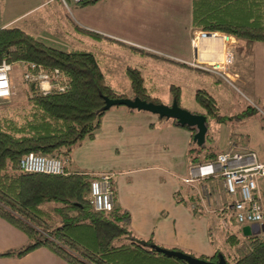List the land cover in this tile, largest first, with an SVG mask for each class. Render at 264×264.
Wrapping results in <instances>:
<instances>
[{
	"label": "crops",
	"instance_id": "obj_1",
	"mask_svg": "<svg viewBox=\"0 0 264 264\" xmlns=\"http://www.w3.org/2000/svg\"><path fill=\"white\" fill-rule=\"evenodd\" d=\"M186 3L188 11L190 0ZM68 4L78 3L63 4L60 0H0V27L20 28L29 37L54 48L91 50L104 80L127 97L132 96L131 91L126 93L127 88L130 90L128 80L127 88L110 83L120 80L118 75L126 77V63L122 64L119 61L121 58L134 60L138 64L130 66L138 69L142 84L151 97L160 100L157 95V75L172 71L188 84L192 77L208 76L210 89H207L205 82L200 88L214 96L219 108L221 102L228 101L227 92L221 83L225 80H219L211 76L213 74L191 64L195 57L192 47L195 36L197 60L210 63L222 60L223 40L218 34H198L199 30L193 29L191 23L187 22L189 37L186 51L176 53L160 49L162 52H157L141 41L149 35L160 34L156 27H149L148 12L143 13L144 10L153 8L149 0L88 1L83 3V18L75 10H69ZM169 10L171 11L170 8H165L167 15L178 17L174 10L170 15ZM93 34L97 36L93 37ZM231 50L234 55L233 62L229 64L231 71L238 74L237 81L248 91V96L262 102L263 111L260 116L248 113L235 122L230 119L222 123L209 120L210 141L206 144L216 153L228 149H252L264 161V43L236 39ZM142 51L148 53L142 54ZM97 54L100 55L101 63ZM240 54L244 58L245 71L242 66L236 65ZM162 63L178 65L181 71L168 69ZM140 68L156 77L144 79ZM180 87L179 101L183 98V93L189 90L188 93H192L196 103L192 111L198 110L194 96L198 88ZM240 111H234V114H239ZM211 122L213 126H210ZM190 147L191 131L188 127L178 125L170 118L162 119L149 111L119 105L110 106L102 113L92 136L72 147L69 159L77 170L89 174L111 173L113 203L128 212V229L132 235L150 239L156 246L165 249L205 256H212L218 249L232 257L236 255V249L244 242L246 235L252 233L250 224L238 223L229 211L225 212V207L222 208V202L217 196L210 209L201 206L197 214L189 210L192 203L187 202L186 195L192 192L189 186L185 189L182 178L188 175L191 165L188 152ZM210 181L217 190L220 180L214 178L208 182ZM258 185L264 205V177L258 179ZM194 194L196 195L195 192ZM260 223L264 227V208ZM260 232L264 233V228L258 233ZM227 234H234L239 240L238 245L229 244L226 241ZM25 241L26 236L21 230L0 217V252L17 248ZM0 264L68 263L44 247H35L20 256H0Z\"/></svg>",
	"mask_w": 264,
	"mask_h": 264
},
{
	"label": "trees",
	"instance_id": "obj_2",
	"mask_svg": "<svg viewBox=\"0 0 264 264\" xmlns=\"http://www.w3.org/2000/svg\"><path fill=\"white\" fill-rule=\"evenodd\" d=\"M88 1L92 0L77 3ZM190 23L195 30L224 32L238 40L264 43V0H190ZM0 60L19 67L24 95L19 119L0 112V217L26 236L25 243L0 252V256H20L35 247H44L68 264H187L157 249L152 240L132 235L128 212L114 203L107 211L93 210L88 190L93 175L71 164L72 147L92 136L107 109L102 108V97L126 96L104 80L94 52L54 48L29 37L20 28L2 26ZM53 69L57 71L55 76ZM25 70L47 73L51 87L41 93L36 81L22 77ZM124 72L132 95L161 102L147 93L137 68L126 65ZM169 90L172 99L180 104L179 86L170 84ZM194 96L199 109L193 112L204 114L207 122L230 119L205 89H196ZM250 111L247 107L234 117L238 119ZM190 131L191 164L213 159L218 152L206 144L209 132L204 145L198 146L192 141L193 129ZM29 151L64 159L65 173L21 170L18 160ZM209 180L204 182L212 191L215 185ZM186 196L187 202L194 204L189 210L199 213L196 195ZM226 241L231 245L239 243L234 234H227ZM239 245L232 257L218 249L212 256L191 255L215 260L221 253L227 264H264V233H249Z\"/></svg>",
	"mask_w": 264,
	"mask_h": 264
},
{
	"label": "built area",
	"instance_id": "obj_3",
	"mask_svg": "<svg viewBox=\"0 0 264 264\" xmlns=\"http://www.w3.org/2000/svg\"><path fill=\"white\" fill-rule=\"evenodd\" d=\"M63 4L66 2L77 3L82 0H60ZM198 34L219 35L223 39L222 52L223 60L217 62H207L197 60V44L195 36L193 48L195 57L192 65L205 71L217 72L227 83L233 85L238 80V74L228 70L229 64L233 62L234 55L231 46L236 38L231 34L218 31L199 30ZM29 68L33 67L30 63ZM11 64L5 60H0V98H8L11 94V85L9 72ZM54 76L56 69L51 72ZM24 79L36 81L41 93L46 92L50 87L49 76L39 70H25L22 74ZM65 160L54 157L35 154L31 151L23 154L18 160V166L21 170L27 172H41L49 174H63ZM89 180V202L95 211H107L112 207L113 196L111 190V173L98 172L93 173ZM264 177V161L260 160L257 153L252 149L238 151L233 149L218 152L213 159L191 164L188 175L182 178L184 183L193 186L196 189V197L201 206L210 207V197L213 191H210L204 180L219 179L221 189L226 199L221 201L225 212L229 211L231 216L238 223L261 222L263 217V208L261 193L258 185V179ZM194 204H192L193 206ZM210 209V208H209ZM221 211V209H220Z\"/></svg>",
	"mask_w": 264,
	"mask_h": 264
},
{
	"label": "rangeland",
	"instance_id": "obj_4",
	"mask_svg": "<svg viewBox=\"0 0 264 264\" xmlns=\"http://www.w3.org/2000/svg\"><path fill=\"white\" fill-rule=\"evenodd\" d=\"M186 2L187 0H149V3L152 4L151 6H153V8L149 11L144 10L143 13L148 12L149 16H147V18L149 21V27H156L160 31V34L155 35V36L149 35V37L144 38L141 41L151 46L157 52H162L160 49H168L169 51L172 50L173 52H176V53H181V52L186 51L187 40L189 37L188 29L186 26H187V22H190V9H188L187 11ZM67 6L69 10L71 11L75 10V13L80 15L82 18L85 16L84 4L83 5L79 3L78 4H68ZM165 8L171 9V11L169 10L170 15H171V12H173L172 10H174V13H176V15L178 14V17H175L173 15L171 16L167 15ZM73 16L75 18L77 17L75 14H73ZM192 47L190 51H191V55L193 56ZM155 51H152V53L156 54L157 52ZM221 52H222V48H221ZM157 54H160V53H157ZM221 54L223 58V52ZM97 56H98L99 63H101L100 55L97 54ZM138 60L142 61L145 59H138ZM119 61L122 64L126 63V65H133V66L138 65L134 63V60H127V58H121ZM162 64L168 69L174 68V69L181 71L178 65L172 66L170 65V63L169 65L168 63L167 64L162 63ZM236 65L238 67L242 66V69L245 71L246 68L244 67V58L242 54L239 55ZM228 70H230V68H228ZM140 72L143 75L144 79H147L148 77H151V76L156 77L152 75V73L149 74L147 71L142 70V68H140ZM207 72L213 74L211 76H214L218 78L219 80L223 79V78L221 79V76L219 77V74L217 72H211V71H207ZM203 76L202 78L192 77L191 82L188 84V82H185L184 80L180 79L181 76L179 74L177 76L172 71L162 72L161 74H158L156 77V79L158 80V83H157L158 94L157 95L159 96L162 103L170 104L172 101L171 94L169 91L170 83H174L176 85L180 84L179 85L181 86L180 88H184V86H187L188 87L187 89H190L191 86L195 88H200L202 84L203 85L206 84L205 86L207 87V89H210L211 87V86L209 87L210 79L208 78V76L207 78H204ZM118 77L120 78V80H118L117 82H110V83H114L116 87L127 88L126 77L121 76V75H118ZM9 80H10V85H11V94L8 98H5V99L0 98V112L6 113L8 115H12L13 117H16L19 119V116L22 114V108L24 106V95L22 92V85L20 81V69L18 66L11 67V70L9 72ZM225 82L221 81L222 85L225 87V90L227 92L229 102L227 100L226 102H221L220 104L221 113H224V114L226 113L227 115H229L230 120H232V122H235V120H237V118L234 117L235 115L234 111L246 109L247 107L252 109L250 113H253L257 116L261 115L263 111V110L261 111V109L263 108L261 101H258L248 96L247 94L248 91L240 85L241 84L240 82L235 81L233 85L229 83L228 85ZM196 83H198V85ZM129 92L130 90L127 88L126 93L129 94ZM188 92L190 91L188 90ZM188 92L183 93L184 96L181 99L179 105H181L183 108L187 110L192 111V109L194 108L193 105L195 102H194L192 93L189 94ZM227 102L228 104H226ZM195 106H196V103H195ZM210 126H213L212 122L210 123ZM184 186H185V189L187 188V186H189L191 192L196 193V189L193 186L187 183H185ZM212 191L213 192L209 199L210 207L213 206L212 202L214 201L215 196L219 198L220 202L226 199L221 189H217V190L214 189ZM211 213H214L213 210H211ZM216 230L219 231L218 228Z\"/></svg>",
	"mask_w": 264,
	"mask_h": 264
},
{
	"label": "water",
	"instance_id": "obj_5",
	"mask_svg": "<svg viewBox=\"0 0 264 264\" xmlns=\"http://www.w3.org/2000/svg\"><path fill=\"white\" fill-rule=\"evenodd\" d=\"M102 98L103 109H106L111 105H123L137 110L149 111L157 114L159 117L174 118L176 120V124L181 126L185 125L188 128L193 129L192 141L195 142L196 145H204L205 135L208 131L206 116L202 113L193 112L183 108L175 99H172L170 104H164L162 102L156 103L153 101H145L137 95H132L131 97L120 96L115 98L103 96ZM249 228L252 233H258L260 230H263L264 227L260 222H254L249 225ZM156 247L168 255L184 260L187 264H227L221 253H218L217 258L212 260L199 258L177 249Z\"/></svg>",
	"mask_w": 264,
	"mask_h": 264
},
{
	"label": "bare ground",
	"instance_id": "obj_6",
	"mask_svg": "<svg viewBox=\"0 0 264 264\" xmlns=\"http://www.w3.org/2000/svg\"><path fill=\"white\" fill-rule=\"evenodd\" d=\"M223 40V39H222ZM223 58H224V56H223ZM223 58H222V60H223ZM222 60H219V61H222ZM218 61V60H217ZM212 63V62H211Z\"/></svg>",
	"mask_w": 264,
	"mask_h": 264
}]
</instances>
